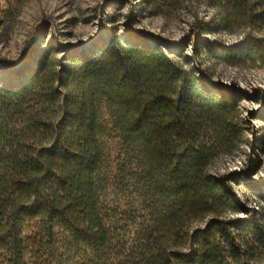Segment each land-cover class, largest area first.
Wrapping results in <instances>:
<instances>
[{"label": "trees", "instance_id": "obj_1", "mask_svg": "<svg viewBox=\"0 0 264 264\" xmlns=\"http://www.w3.org/2000/svg\"><path fill=\"white\" fill-rule=\"evenodd\" d=\"M205 2L238 43L196 23L191 55L128 28L0 59V264H264V180H247L249 207L211 172L242 133L240 91L203 60L264 70V0ZM102 104L120 140L115 187L140 204L123 229L103 201Z\"/></svg>", "mask_w": 264, "mask_h": 264}, {"label": "rangeland", "instance_id": "obj_2", "mask_svg": "<svg viewBox=\"0 0 264 264\" xmlns=\"http://www.w3.org/2000/svg\"><path fill=\"white\" fill-rule=\"evenodd\" d=\"M196 23L206 26V38L216 46L233 45L243 37L240 31L226 30L220 12L205 0H0V59L17 62L39 41L38 48L48 49L53 39L58 46L77 48L100 38L105 30L122 33L128 28L134 33H151L191 55V29ZM65 55L63 51L58 56ZM203 60L215 83L229 85L241 95L237 114L242 130L239 141L232 153L213 162L211 172L226 178L247 206L256 207L259 198L246 184L247 180L252 184L264 180V70L235 67L206 57ZM101 116L106 131L101 142L107 154L110 182L103 201L111 210L113 222L123 229L125 217L138 212L140 204L133 190L124 193L115 187L120 140L105 104L101 106ZM245 217L239 212L229 218Z\"/></svg>", "mask_w": 264, "mask_h": 264}]
</instances>
